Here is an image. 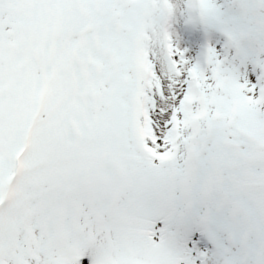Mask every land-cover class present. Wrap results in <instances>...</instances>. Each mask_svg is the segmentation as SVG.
Returning a JSON list of instances; mask_svg holds the SVG:
<instances>
[{
	"label": "snow or ice",
	"instance_id": "obj_1",
	"mask_svg": "<svg viewBox=\"0 0 264 264\" xmlns=\"http://www.w3.org/2000/svg\"><path fill=\"white\" fill-rule=\"evenodd\" d=\"M0 264H264V0H0Z\"/></svg>",
	"mask_w": 264,
	"mask_h": 264
}]
</instances>
